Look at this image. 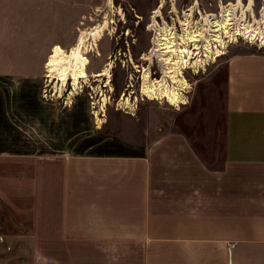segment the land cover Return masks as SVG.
I'll use <instances>...</instances> for the list:
<instances>
[{"label":"crops","instance_id":"1","mask_svg":"<svg viewBox=\"0 0 264 264\" xmlns=\"http://www.w3.org/2000/svg\"><path fill=\"white\" fill-rule=\"evenodd\" d=\"M73 35L74 0H0V201L13 224L0 238L12 256L264 264V53L223 58L221 152L207 162L180 132L91 142L75 137L73 111L48 114L38 84Z\"/></svg>","mask_w":264,"mask_h":264},{"label":"rangeland","instance_id":"2","mask_svg":"<svg viewBox=\"0 0 264 264\" xmlns=\"http://www.w3.org/2000/svg\"><path fill=\"white\" fill-rule=\"evenodd\" d=\"M228 3L235 4L236 0H74L73 43L67 49L61 48L65 52L74 48L83 34L84 44L88 49V80L75 96H69L70 92L68 93V103L70 101L72 104L65 105L64 94L71 91L70 84L68 83L58 97V76L55 75L53 80L48 77L52 81L49 85L46 83L48 74L45 72L44 75L47 76L43 77L37 88L38 103L47 109L48 114L52 107L58 108L59 112L73 111L75 137L89 135L91 142L112 138L144 143L176 131L190 140L193 148L204 160L213 162L215 157L211 156L215 151L221 152L222 145L225 75L223 58L233 53H264L257 48L256 39L252 44L248 40H230L225 44L222 52L224 54L219 58L214 56L215 60H208L204 68L192 64L193 68H188L184 75L183 70L182 76L187 86L183 87L184 99L182 98L183 103L178 107L170 106L165 100H149L142 95L141 85L145 70L149 71L151 80H160L163 76L161 62L155 57L151 58V62L146 60L157 28L161 29L163 24L170 27L167 21L172 18L175 22L183 21L179 12L187 9L191 12L199 10L200 20L194 21L192 16L191 24L207 29L204 17L220 16ZM236 8L231 34L236 26L242 29L241 24L244 23L258 28L264 35V0H240V6ZM104 22H107V31L94 45L92 34ZM240 35L245 36V33L241 31ZM102 70H106L110 76L109 87L106 86L107 77H92ZM167 82L170 84L169 80ZM123 96L124 103L128 99V105L119 104ZM5 99H9L11 104L18 102L11 92L6 94ZM1 121L0 114V123ZM44 132L48 130L45 129ZM212 146L215 148H211ZM7 218L8 211L0 201V237L13 228L12 223L8 224ZM12 220L18 221L16 218ZM13 249L0 238V264H33L32 259L27 256L28 248L24 258L12 256V253L16 254V247Z\"/></svg>","mask_w":264,"mask_h":264},{"label":"bare ground","instance_id":"3","mask_svg":"<svg viewBox=\"0 0 264 264\" xmlns=\"http://www.w3.org/2000/svg\"><path fill=\"white\" fill-rule=\"evenodd\" d=\"M237 6H240V0H236L235 4L228 3L223 8L220 16L206 15L204 17V21L208 30L199 28L200 25L195 24L196 26H193L191 24L190 18H192L193 12L189 10L183 11L184 20L179 21L182 27V33L184 35L177 36L172 30L173 27H167L166 24H163L161 29L158 30L157 28V31L154 30L155 33L152 39V47L146 60L151 62V58L155 57L156 60L161 62L164 72L160 80H151L149 71H144L141 85L142 95L147 97L149 100H165L170 106L178 107L181 103H183L181 102L183 101L182 92L183 87L187 86V83L182 76V71L193 67H187L185 62L183 64L181 54L185 52L189 53V50L186 47L188 44L184 45L186 42H196V40H194L195 38H193V34L199 33L197 35L202 36V31L206 30L209 32V35L207 37L204 35L203 38L211 44V47L213 46V42L215 49L209 50L208 47H205V54L207 58V51H209V53L213 52L215 54V58H219L221 55H223L224 53L222 52L225 50V44L230 42L226 39H234V35L241 36V31L248 35L247 37L251 36L254 32L255 34H259L263 37V33L260 32L258 28H252V25L250 26L244 23L241 24L242 29L239 28L240 26H236L233 33L231 34V30L235 24L234 13L237 9ZM106 31L107 22H104L103 26L95 29L94 33L92 34V41L94 45L102 39ZM169 36H171L173 39L169 38ZM184 36L189 41L185 42L186 39ZM178 39H181V41L179 42ZM211 40L213 41L211 42ZM86 48L87 47L84 44V37L82 34L78 40V44L74 48H71L69 51L65 52L60 46H57L53 49L48 59L45 70L48 76L45 74V77L47 76L46 78L49 77L51 80H53L55 75L58 76L57 81L60 84L58 97L62 95V92L68 83L70 84L71 91H68L67 93L64 92V96H66V99H64L66 101L65 105L72 104L70 101L68 103L67 97L75 96L79 89H81V86L88 80L86 68L89 62L86 57L88 55V49ZM201 62V60H196L193 63V66L204 68L206 63L204 61L201 64ZM102 76L107 77L106 86L109 87L110 76L107 74L106 70H102L92 77L100 78ZM49 78L46 79V83L51 85L50 83L52 81L49 80ZM166 79L170 81V84H168ZM154 83H157L156 85H158V89L157 92L155 91L152 95L149 93L151 90L150 85ZM44 92L47 93V90ZM53 96H55V91L53 92ZM124 98L125 97L123 96L119 103L122 106L129 104L128 99L124 103ZM103 101L104 100H102V102Z\"/></svg>","mask_w":264,"mask_h":264},{"label":"built area","instance_id":"4","mask_svg":"<svg viewBox=\"0 0 264 264\" xmlns=\"http://www.w3.org/2000/svg\"><path fill=\"white\" fill-rule=\"evenodd\" d=\"M185 10H187V9H185ZM195 10V9H194ZM184 11V10H183ZM183 11H180L179 12V16H180V18H181V20H184V16H183ZM173 17V16H172ZM175 17V16H174ZM193 18H194V21H199L200 20V11L199 10H195L194 12H193ZM167 23H169L170 24V27H172L173 26V32L174 33H176V35L178 36H180V35H184L183 33H182V27H181V25H180V23H179V21L177 20L176 22L174 21V19L172 18L171 20H169V21H167ZM261 27H263V25H261ZM197 34H199V33H196V34H193V38H195L194 40H196V42H186V41H189L188 39H186V37L184 36V38L186 39L185 40V44L184 45H187L186 47L188 48V50H189V53H183V54H181V57H182V60H183V64H184V62L186 63V66L187 67H191L192 66V64L196 61V60H201L202 62H201V64L205 61V63H207L208 62V60H210L211 58H213L214 59V56H215V54L213 53V52H211V53H209V51H207L208 52V58L206 57V54H205V51H206V49H205V47H208L209 48V50H214L215 49V45H214V43L212 42L213 40H211V42H212V44H213V46L211 47V44L210 43H208L203 37H204V35H206V37L209 35V32L208 31H206V30H204V31H202V36H199V35H197ZM173 35V34H172ZM246 35V34H245ZM169 38H171V36H169ZM171 39H173V38H171ZM238 39H242V40H248L247 42L248 43H250V44H252V42H254L255 41V39H256V41L258 42V45H257V48L259 49V50H262L263 52H264V36L262 37L261 35H259V34H255V32L251 35V36H249V37H247V36H244V35H242V36H237V35H234V39H226L227 41L229 40H233V41H235L236 40V42H238ZM178 41L180 42L181 41V39H178ZM207 45V46H206ZM154 63L155 64H157L155 61H154ZM186 70H189V69H186ZM186 70H184L183 72V75L185 74V71ZM152 73H151V77H152ZM153 78V77H152ZM153 80H156V79H154L153 78ZM159 80V79H158ZM157 83H154V84H151L150 86H151V90H150V92L149 93H151L152 95H153V93L156 91L157 92V89H158V85H156ZM155 85V86H154Z\"/></svg>","mask_w":264,"mask_h":264}]
</instances>
